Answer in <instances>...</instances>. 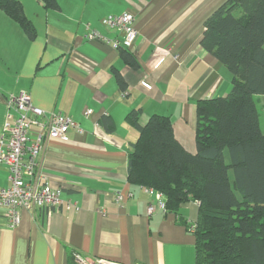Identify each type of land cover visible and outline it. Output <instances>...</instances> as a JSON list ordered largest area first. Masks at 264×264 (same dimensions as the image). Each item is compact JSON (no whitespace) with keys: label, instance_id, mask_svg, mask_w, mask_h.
<instances>
[{"label":"crops","instance_id":"0c3cea01","mask_svg":"<svg viewBox=\"0 0 264 264\" xmlns=\"http://www.w3.org/2000/svg\"><path fill=\"white\" fill-rule=\"evenodd\" d=\"M58 1L60 8L50 9L42 0H20L33 38L0 9V138L16 117L8 98L21 91L47 112L46 126L52 113L74 119L80 130L70 128L67 140L39 124L31 127L32 135L44 132L32 181L49 180L77 209L23 210L20 224L10 227L0 208V264H72L74 251L121 264H196L194 232L128 180L139 132L127 115L141 109L142 125L152 114L169 116L181 144L196 151L197 101L226 96L232 87L231 72L201 45L205 20L225 0ZM124 12L136 17L138 35L128 51L137 68L126 63L122 49L86 38L88 25L119 37L102 20ZM88 108L92 117L85 116ZM8 176L0 162V187L10 184ZM150 204H156L152 214ZM180 213L196 221L198 203L188 202Z\"/></svg>","mask_w":264,"mask_h":264},{"label":"trees","instance_id":"16d2710c","mask_svg":"<svg viewBox=\"0 0 264 264\" xmlns=\"http://www.w3.org/2000/svg\"><path fill=\"white\" fill-rule=\"evenodd\" d=\"M42 1L60 8L58 0ZM0 9L34 37L20 0H0ZM201 45L231 72L230 92L197 101L195 152L178 140L169 116L152 114L142 125L141 109H133L127 119L139 136L128 180L158 191L187 228L195 223L196 264H264V131L255 99L264 96V0H225L205 20ZM120 49L137 68L135 55ZM102 123L113 129L112 119ZM191 201L198 203L194 222L180 213Z\"/></svg>","mask_w":264,"mask_h":264},{"label":"built area","instance_id":"2783aa9c","mask_svg":"<svg viewBox=\"0 0 264 264\" xmlns=\"http://www.w3.org/2000/svg\"><path fill=\"white\" fill-rule=\"evenodd\" d=\"M107 28L116 29L119 37L110 38L99 30L90 28L86 38L97 40L112 45L115 48H131L137 38L136 17L134 14L124 12L120 14H108L102 20ZM8 105L15 110L16 117L13 122H8L4 127V134L0 138V162L4 163L9 170L10 184L0 187V208L4 210V215L10 227L20 224L23 210L47 209L51 211L65 206L67 209L77 206L74 202L65 201L62 198V190L58 186H53L49 180L44 183H34L36 159L41 151L44 139V128L47 127V134L51 137L68 139L70 128L80 130L78 123L63 113H52L49 116L48 126L44 124L43 118L47 112L35 105L29 93L21 91L11 94L8 98ZM93 109L85 111L86 117H92ZM41 125L42 132L31 134L33 125ZM146 191L156 198L159 209L166 211L162 195L153 188H146ZM131 195V194H130ZM122 195L116 194V200H120ZM156 204L147 207L148 214H152L156 209ZM105 214L104 210H100ZM189 231L194 232L195 223H191ZM72 264H121L114 260L102 257L86 256L77 251L72 253Z\"/></svg>","mask_w":264,"mask_h":264},{"label":"rangeland","instance_id":"374dc122","mask_svg":"<svg viewBox=\"0 0 264 264\" xmlns=\"http://www.w3.org/2000/svg\"><path fill=\"white\" fill-rule=\"evenodd\" d=\"M255 99L259 108L261 127L264 131V98L262 95H256Z\"/></svg>","mask_w":264,"mask_h":264}]
</instances>
